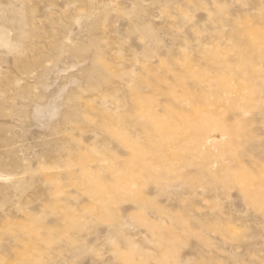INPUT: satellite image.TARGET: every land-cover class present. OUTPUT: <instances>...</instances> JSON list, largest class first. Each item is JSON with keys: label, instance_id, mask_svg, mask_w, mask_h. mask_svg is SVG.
Segmentation results:
<instances>
[{"label": "rangeland", "instance_id": "374dc122", "mask_svg": "<svg viewBox=\"0 0 264 264\" xmlns=\"http://www.w3.org/2000/svg\"><path fill=\"white\" fill-rule=\"evenodd\" d=\"M0 264H264V0H0Z\"/></svg>", "mask_w": 264, "mask_h": 264}]
</instances>
